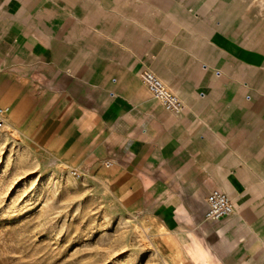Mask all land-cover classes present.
<instances>
[{"label": "crops", "instance_id": "0c3cea01", "mask_svg": "<svg viewBox=\"0 0 264 264\" xmlns=\"http://www.w3.org/2000/svg\"><path fill=\"white\" fill-rule=\"evenodd\" d=\"M0 107L30 147L106 168L183 264L196 245L198 264H264V0H0ZM213 190L235 208L218 222Z\"/></svg>", "mask_w": 264, "mask_h": 264}, {"label": "rangeland", "instance_id": "374dc122", "mask_svg": "<svg viewBox=\"0 0 264 264\" xmlns=\"http://www.w3.org/2000/svg\"><path fill=\"white\" fill-rule=\"evenodd\" d=\"M111 176L104 167L66 165L6 124L0 129V264H179L183 257L156 234L147 213L118 200Z\"/></svg>", "mask_w": 264, "mask_h": 264}, {"label": "built area", "instance_id": "2783aa9c", "mask_svg": "<svg viewBox=\"0 0 264 264\" xmlns=\"http://www.w3.org/2000/svg\"><path fill=\"white\" fill-rule=\"evenodd\" d=\"M142 82L154 99L162 108L179 117L184 110V104L180 98L174 94L163 81L152 71L146 70L141 76ZM203 97L204 94H201ZM7 110L0 107V129L7 124ZM108 164V163H107ZM78 171L73 175L77 176ZM235 211L233 202L230 198L219 190H213L206 199L205 218L211 222H218L230 217Z\"/></svg>", "mask_w": 264, "mask_h": 264}, {"label": "bare ground", "instance_id": "6f19581e", "mask_svg": "<svg viewBox=\"0 0 264 264\" xmlns=\"http://www.w3.org/2000/svg\"><path fill=\"white\" fill-rule=\"evenodd\" d=\"M262 10H263L262 8H260V9L258 10V13L261 14V15L263 14V11H262ZM157 231H158L159 233H164V232H166L167 230H166L164 227H159ZM196 251L199 253V258H197L196 255H195V252H196ZM181 252H182V251H177L176 255H178V256H180V257H181V256L183 257V254H182ZM186 253H187L186 256L189 255V256H190V259H191L195 264H198L199 259H205V257H206L205 252L200 248L199 245H196V249H189ZM178 256H177V257H178ZM180 257H178V258H180ZM180 264H183V261H181Z\"/></svg>", "mask_w": 264, "mask_h": 264}]
</instances>
